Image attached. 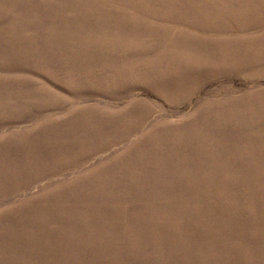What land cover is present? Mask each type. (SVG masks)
Returning <instances> with one entry per match:
<instances>
[{
  "label": "rangeland",
  "instance_id": "obj_1",
  "mask_svg": "<svg viewBox=\"0 0 264 264\" xmlns=\"http://www.w3.org/2000/svg\"><path fill=\"white\" fill-rule=\"evenodd\" d=\"M0 264H264V0H0Z\"/></svg>",
  "mask_w": 264,
  "mask_h": 264
}]
</instances>
